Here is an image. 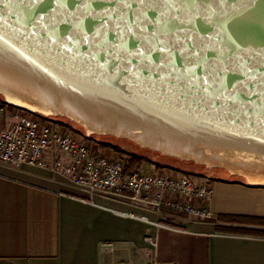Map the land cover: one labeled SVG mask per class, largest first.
Instances as JSON below:
<instances>
[{"label": "water", "instance_id": "obj_1", "mask_svg": "<svg viewBox=\"0 0 264 264\" xmlns=\"http://www.w3.org/2000/svg\"><path fill=\"white\" fill-rule=\"evenodd\" d=\"M0 95L264 187V0H0Z\"/></svg>", "mask_w": 264, "mask_h": 264}, {"label": "crops", "instance_id": "obj_2", "mask_svg": "<svg viewBox=\"0 0 264 264\" xmlns=\"http://www.w3.org/2000/svg\"><path fill=\"white\" fill-rule=\"evenodd\" d=\"M58 158L69 161L56 147L46 167L0 163V264H264V187L213 180L202 220L87 193L53 172Z\"/></svg>", "mask_w": 264, "mask_h": 264}, {"label": "built area", "instance_id": "obj_3", "mask_svg": "<svg viewBox=\"0 0 264 264\" xmlns=\"http://www.w3.org/2000/svg\"><path fill=\"white\" fill-rule=\"evenodd\" d=\"M93 138L54 118L11 107L0 98V163L46 167V153L65 150L69 161L55 160L52 170L85 192L141 201L155 210L212 220L213 180L154 162L131 166L128 159L104 155ZM199 201V202H197ZM134 216V215H131ZM148 241L154 243L151 237Z\"/></svg>", "mask_w": 264, "mask_h": 264}, {"label": "trees", "instance_id": "obj_4", "mask_svg": "<svg viewBox=\"0 0 264 264\" xmlns=\"http://www.w3.org/2000/svg\"><path fill=\"white\" fill-rule=\"evenodd\" d=\"M0 98L2 100H4L1 95H0ZM56 119H58L60 122H62L64 124H67L69 126H73L75 129H77V130L81 131L82 133L86 134L85 130L81 126H79V125L71 122L69 119L61 118V117L56 118ZM111 137H113V136H97V135H95V136H92L91 138H93V139H99V138L111 139ZM114 138H116V137H114ZM104 145H109V146L111 145L113 149H115V150H117L119 152L122 151L121 148L118 145H112V144L107 143L106 141L104 142ZM144 159H146V157H142V156H138V155L131 154L130 164H131V166H134L135 164L141 162ZM171 159H173V161H176V163H179L180 162V163L186 164L187 166H189V165L190 166H193L197 170L198 169L199 170H204V171H201V174H199V175L200 176L208 177V178H210L212 180H221V179H225L226 177H228L230 179H238V180H241V181H244L245 182V180H243V179H240L238 177L231 176L227 171H225L223 169H219V168H217V169H210V168H208L206 166L198 165L195 162H186V161H181V160H178V159H175V158H171ZM159 166H162V165H159ZM164 166L165 167H170V165H164ZM171 166H173V165H171ZM170 168H174V167H170ZM175 169H178V168L175 167Z\"/></svg>", "mask_w": 264, "mask_h": 264}, {"label": "rangeland", "instance_id": "obj_5", "mask_svg": "<svg viewBox=\"0 0 264 264\" xmlns=\"http://www.w3.org/2000/svg\"><path fill=\"white\" fill-rule=\"evenodd\" d=\"M70 127H72V128H74L73 126H70ZM104 142L105 141H103V140H99V139H93V143H92V145H94V148H96L97 146V144H101V146H103L104 145ZM107 143H109V144H112V145H117V144H113V143H111V142H107ZM106 147H110V148H112V146L110 145H105ZM120 148H121V150L122 151H117V150H115V152H119V153H117L115 156L113 155H111V157H121V158H124V159H128V161H130V159H131V154H133V155H137L136 153H134V152H131V151H129L128 149H126V148H124L122 145H118ZM105 155V154H104ZM108 156V155H107ZM138 156H142V157H145V156H143V155H138ZM145 162H154V163H156V164H159V165H162L163 167H165L164 165H170V164H162V163H159V162H157V161H155V160H152V159H149V158H147L146 157V159H144V160H142L141 162H139V163H145ZM170 167H174V168H172V169H175V167L176 166H171L170 165ZM170 167H168V168H170ZM176 168H178L179 170H181V171H183V172H186V173H188L189 175H191V176H193L197 181H200L202 178H208V177H205V176H200L199 174H201V173H196V172H191V171H187V170H185V169H183V168H179V167H176ZM194 174V175H193ZM208 179H210V178H208ZM212 180V179H211ZM246 227H243V230L242 231H246L247 229H245Z\"/></svg>", "mask_w": 264, "mask_h": 264}]
</instances>
